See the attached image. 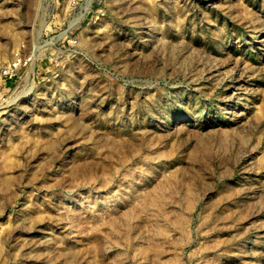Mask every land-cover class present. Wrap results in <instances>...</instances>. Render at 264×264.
<instances>
[{
	"label": "rangeland",
	"instance_id": "1",
	"mask_svg": "<svg viewBox=\"0 0 264 264\" xmlns=\"http://www.w3.org/2000/svg\"><path fill=\"white\" fill-rule=\"evenodd\" d=\"M6 264H264V0H0Z\"/></svg>",
	"mask_w": 264,
	"mask_h": 264
},
{
	"label": "built area",
	"instance_id": "2",
	"mask_svg": "<svg viewBox=\"0 0 264 264\" xmlns=\"http://www.w3.org/2000/svg\"><path fill=\"white\" fill-rule=\"evenodd\" d=\"M22 67V58H17L12 62L2 66L0 68V82L4 81V85L7 86V82L14 79L19 70Z\"/></svg>",
	"mask_w": 264,
	"mask_h": 264
},
{
	"label": "bare ground",
	"instance_id": "3",
	"mask_svg": "<svg viewBox=\"0 0 264 264\" xmlns=\"http://www.w3.org/2000/svg\"><path fill=\"white\" fill-rule=\"evenodd\" d=\"M7 256L4 254L2 248H0V264H6Z\"/></svg>",
	"mask_w": 264,
	"mask_h": 264
}]
</instances>
